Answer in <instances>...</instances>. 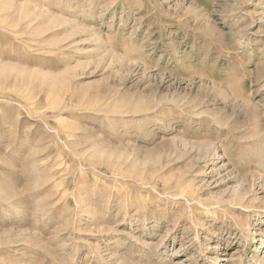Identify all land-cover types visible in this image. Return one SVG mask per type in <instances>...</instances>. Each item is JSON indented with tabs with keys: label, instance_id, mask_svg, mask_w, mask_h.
I'll use <instances>...</instances> for the list:
<instances>
[{
	"label": "rangeland",
	"instance_id": "rangeland-1",
	"mask_svg": "<svg viewBox=\"0 0 264 264\" xmlns=\"http://www.w3.org/2000/svg\"><path fill=\"white\" fill-rule=\"evenodd\" d=\"M219 261L264 264V0H0V264Z\"/></svg>",
	"mask_w": 264,
	"mask_h": 264
},
{
	"label": "bare ground",
	"instance_id": "bare-ground-1",
	"mask_svg": "<svg viewBox=\"0 0 264 264\" xmlns=\"http://www.w3.org/2000/svg\"><path fill=\"white\" fill-rule=\"evenodd\" d=\"M215 206H218V205H215ZM217 264H221V262L219 261V262H217Z\"/></svg>",
	"mask_w": 264,
	"mask_h": 264
}]
</instances>
